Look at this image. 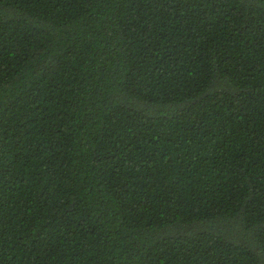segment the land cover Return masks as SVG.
Listing matches in <instances>:
<instances>
[{"label":"trees","instance_id":"1","mask_svg":"<svg viewBox=\"0 0 264 264\" xmlns=\"http://www.w3.org/2000/svg\"><path fill=\"white\" fill-rule=\"evenodd\" d=\"M0 264H264V0H0Z\"/></svg>","mask_w":264,"mask_h":264}]
</instances>
